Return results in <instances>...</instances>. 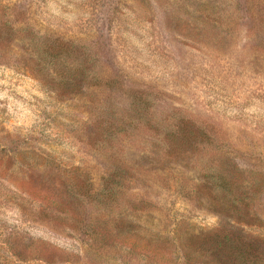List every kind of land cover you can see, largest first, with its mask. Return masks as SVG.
Masks as SVG:
<instances>
[{
  "label": "rangeland",
  "instance_id": "374dc122",
  "mask_svg": "<svg viewBox=\"0 0 264 264\" xmlns=\"http://www.w3.org/2000/svg\"><path fill=\"white\" fill-rule=\"evenodd\" d=\"M0 264H264V0H0Z\"/></svg>",
  "mask_w": 264,
  "mask_h": 264
},
{
  "label": "trees",
  "instance_id": "16d2710c",
  "mask_svg": "<svg viewBox=\"0 0 264 264\" xmlns=\"http://www.w3.org/2000/svg\"><path fill=\"white\" fill-rule=\"evenodd\" d=\"M177 124H178V122H173V124H171V128L173 129V131H172L173 140L177 143V147H175V146L174 147L177 148L178 151H179V150H183V147H182V143H183L182 141L183 140L182 139L181 140L179 139V141H178V138L177 137L179 135H178V132L177 131H179V130H178ZM175 126H176L177 131L174 128ZM165 131H166V133H167L168 136L171 135L170 130L168 131L167 130V127H166ZM166 142H167L168 147L171 148V143L168 142V141H166ZM183 146H185V145H183ZM175 148H173V149H175ZM214 177H215V179H217V180L220 181L219 183L221 184V188L222 189H224V188L230 189L231 188L230 190H232V184H233V181H232L233 177L232 176H230V175L229 176L228 175H216ZM234 181H235V179H234Z\"/></svg>",
  "mask_w": 264,
  "mask_h": 264
}]
</instances>
